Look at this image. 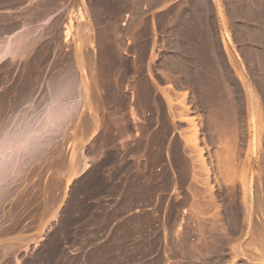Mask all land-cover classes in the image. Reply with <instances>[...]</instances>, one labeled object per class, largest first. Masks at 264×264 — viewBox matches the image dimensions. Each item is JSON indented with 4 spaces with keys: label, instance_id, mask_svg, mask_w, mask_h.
<instances>
[{
    "label": "rangeland",
    "instance_id": "obj_1",
    "mask_svg": "<svg viewBox=\"0 0 264 264\" xmlns=\"http://www.w3.org/2000/svg\"><path fill=\"white\" fill-rule=\"evenodd\" d=\"M46 2L0 125L86 88L0 193V264H264V0Z\"/></svg>",
    "mask_w": 264,
    "mask_h": 264
},
{
    "label": "clouds",
    "instance_id": "obj_2",
    "mask_svg": "<svg viewBox=\"0 0 264 264\" xmlns=\"http://www.w3.org/2000/svg\"><path fill=\"white\" fill-rule=\"evenodd\" d=\"M35 114L25 118L18 126L0 133V171L11 168L17 158L27 159L75 117L74 108L58 100L47 98V106L36 108Z\"/></svg>",
    "mask_w": 264,
    "mask_h": 264
},
{
    "label": "crops",
    "instance_id": "obj_3",
    "mask_svg": "<svg viewBox=\"0 0 264 264\" xmlns=\"http://www.w3.org/2000/svg\"><path fill=\"white\" fill-rule=\"evenodd\" d=\"M46 1L47 0H0V52L2 53H0V55H3V52H6V54L4 53L5 59L3 58L0 61L1 63L5 60H22L25 62L29 58L31 54L30 46L32 45V41L35 39L37 34L40 33L43 25L46 23L45 15H42L43 17H40V14H38V17H36L35 14L32 16L30 8L44 7L47 5ZM61 1L62 0H60V2ZM19 34H22V37H20ZM15 36H19V38L17 39ZM8 39H10V41ZM19 39L20 41L22 39L21 44H17L18 42L20 43V41H17ZM2 41L9 43L12 41V44H10V47H8L9 50L6 49L7 47H2L6 43ZM11 45L13 46L12 48ZM19 46L22 49H20Z\"/></svg>",
    "mask_w": 264,
    "mask_h": 264
},
{
    "label": "bare ground",
    "instance_id": "obj_4",
    "mask_svg": "<svg viewBox=\"0 0 264 264\" xmlns=\"http://www.w3.org/2000/svg\"><path fill=\"white\" fill-rule=\"evenodd\" d=\"M33 4V3H32ZM42 12V11H41ZM46 12V11H45ZM78 15V14H77ZM28 16V15H27ZM26 21V20H25ZM23 28V27H22ZM36 28V27H35ZM25 29V28H24ZM32 29V28H31ZM67 29V28H66ZM70 29V28H69ZM67 31V30H66ZM19 32V31H18ZM30 32V31H29ZM28 32V33H29ZM41 32V31H40ZM33 33V32H32ZM18 35V34H17ZM20 35V34H19ZM22 35V34H21ZM20 35V37H22ZM14 36V35H13ZM16 37V36H15ZM14 37V38H15ZM8 38V37H7ZM17 39L19 38V36L18 37H16ZM41 38V37H40ZM3 39V38H2ZM13 39V38H12ZM27 39V38H26ZM9 41H10V39H8ZM7 41V40H6ZM6 41H2V42H6ZM14 41H16V40H14ZM17 41H20V39L19 40H17ZM21 41H22V39H21ZM21 41H20V43L18 42L17 44H21ZM23 41H24V39H23ZM10 44H12V41L9 43V42H6L2 47L3 48H5V47H7L6 49H8V47H10ZM16 44V43H15ZM25 44V43H24ZM35 44V43H34ZM26 45V44H25ZM18 46V45H17ZM21 46V45H20ZM19 46V47H20ZM13 46L11 45V48H12ZM23 47H24V45H23ZM28 47V46H27ZM30 48H31V46H30ZM20 49H22L21 47H20ZM24 49V48H23ZM4 50V49H3ZM9 50V49H8ZM10 50H12V49H10ZM16 50V49H15ZM11 52H13V51H11ZM17 52V51H16ZM21 52V51H20ZM1 53V52H0ZM4 53L6 54V52H3V55H0V61L5 57L4 56ZM15 53V52H14ZM2 54V53H1ZM11 57V56H10ZM7 58V57H6ZM12 58V57H11ZM5 59V58H4ZM10 59V58H9ZM7 61V60H6ZM1 63V62H0ZM12 65V64H11ZM83 68V67H82ZM72 70V69H71ZM70 72V71H69ZM52 73V72H51ZM51 79V78H50ZM51 87L49 88V90H48V95L45 97V98H42L41 97V99L40 100H42L43 101V99L45 100V99H47V98H50V97H52L53 95H55L56 97H57V99L58 100H62L65 104H68V105H71L73 108H74V111L76 110V102L74 101V99H73V97H74V95L76 94V90H77V87L78 86H80V85H78L77 83H76V79H75V77H74V75H73V73L71 72V73H69V75L66 77V78H58V79H55V80H53L52 82H51ZM83 85V84H82ZM81 85V86H82ZM80 86V87H81ZM83 87V86H82ZM84 89L86 88L85 87V84H84V87H83ZM30 89V88H29ZM24 90V89H23ZM26 90V89H25ZM35 90V89H34ZM64 97V98H63ZM25 98H23V100H24ZM64 99V100H63ZM67 99L69 100V102L67 101ZM24 102V101H23ZM29 102V101H28ZM75 102V103H74ZM20 103V102H19ZM30 104H31V102H29V103H27V104H23V106L22 107H20L21 109H19V110H17L16 112H15V115H14V121L13 122H11V124H10V128L9 129H12L13 127H16V126H18V124L21 122V121H23V120H25V118H30V114H32V115H34L35 114V112H34V108H32V109H29L28 107H30ZM39 106V105H38ZM41 106H47V101H45V102H43V104L41 105ZM40 106V107H41ZM18 107V106H17ZM35 107H36V105H35ZM31 108V107H30ZM37 108H39V107H37ZM77 112V111H76ZM16 118V119H15ZM8 128V127H7ZM7 132H8V130H6V132L4 133V134H7ZM20 160V158H17V160L13 163V165L11 166V168L14 166V165H16L17 163H18V161ZM85 161V160H84ZM83 161V168H85V167H87L88 166V163H85ZM31 164V163H30ZM24 168V167H23ZM9 168H5L3 171H0V179H3V177L7 174V170H8ZM14 171V170H13ZM16 171V170H15ZM21 171V170H20ZM14 175H16V174H14ZM13 175V176H14Z\"/></svg>",
    "mask_w": 264,
    "mask_h": 264
},
{
    "label": "water",
    "instance_id": "obj_5",
    "mask_svg": "<svg viewBox=\"0 0 264 264\" xmlns=\"http://www.w3.org/2000/svg\"><path fill=\"white\" fill-rule=\"evenodd\" d=\"M64 98V97H63ZM64 100V99H63ZM45 101H47V99H45L44 100V102ZM29 109H32V108H29ZM10 126V123L8 122V123H5V124H2V125H0V133H5L6 132V130H9V127ZM65 126V125H64ZM64 126H63V128H64ZM8 127V128H7ZM62 128V129H63ZM62 129H60L59 130V132H61L62 131ZM55 137V136H54ZM54 137H52V138H49L36 152H35V154H33V155H31V156H29L27 159H23V158H20V160L18 161V163L16 164V165H14L12 168H9L8 170H7V174L3 177V179H0V193H1V191L5 188V186L7 185V184H9L11 181H12V179H13V175H12V173H13V170L14 169H19V168H21L22 166H24V165H26V164H28V163H30L36 156H38V155H40L41 153H43L44 151H45V149H46V147H47V145L48 144H50L51 143V141L54 139Z\"/></svg>",
    "mask_w": 264,
    "mask_h": 264
}]
</instances>
